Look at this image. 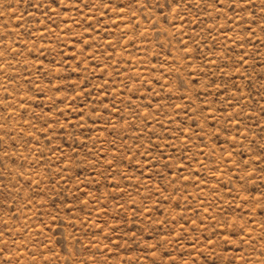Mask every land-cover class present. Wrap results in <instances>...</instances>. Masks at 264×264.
<instances>
[{"label":"rangeland","instance_id":"374dc122","mask_svg":"<svg viewBox=\"0 0 264 264\" xmlns=\"http://www.w3.org/2000/svg\"><path fill=\"white\" fill-rule=\"evenodd\" d=\"M0 264H264V0H0Z\"/></svg>","mask_w":264,"mask_h":264},{"label":"snow or ice","instance_id":"6c2138e0","mask_svg":"<svg viewBox=\"0 0 264 264\" xmlns=\"http://www.w3.org/2000/svg\"><path fill=\"white\" fill-rule=\"evenodd\" d=\"M51 2L55 3V2H56V0H51Z\"/></svg>","mask_w":264,"mask_h":264}]
</instances>
